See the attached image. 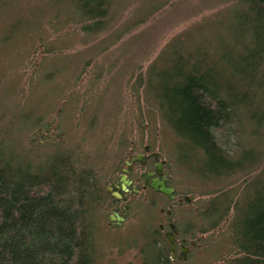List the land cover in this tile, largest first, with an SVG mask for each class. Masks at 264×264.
<instances>
[{"label": "trees", "instance_id": "obj_1", "mask_svg": "<svg viewBox=\"0 0 264 264\" xmlns=\"http://www.w3.org/2000/svg\"><path fill=\"white\" fill-rule=\"evenodd\" d=\"M133 1L0 0V43L38 37L45 52H60L68 40L47 43V32L75 25L72 41L96 36ZM148 2L133 25L167 0ZM60 69L49 66L43 79ZM144 92L176 136L181 163L216 185L238 177L233 188L217 185L199 212L201 233L226 225L234 254L221 264H264V0H230L169 41L144 74ZM41 118L20 110L0 124V264H103L98 237L112 199L104 167L79 141L64 143L58 127L55 144L14 138L44 127ZM142 240V264H176L158 228Z\"/></svg>", "mask_w": 264, "mask_h": 264}, {"label": "rangeland", "instance_id": "obj_2", "mask_svg": "<svg viewBox=\"0 0 264 264\" xmlns=\"http://www.w3.org/2000/svg\"><path fill=\"white\" fill-rule=\"evenodd\" d=\"M148 1L135 0L124 6L109 28L96 36L83 38L78 33L72 41L75 25L47 32V43L60 38L68 40L69 44L60 52H45L38 37L16 38L6 46L0 43V124L5 126V121L20 110L31 109L42 117L40 122L45 129L40 124L28 132L18 129L13 135L15 139L26 146L55 144L60 141V128L64 143L79 141L83 155L97 158L98 170L104 167L100 171L107 181L117 177L120 142L125 157L131 146L137 152L149 144L164 160V172L170 175L178 196L191 198L189 205L173 206L172 216L183 232L194 229L197 245L185 261H172L221 264L234 254L226 225L221 223L201 233L199 212L216 194L217 185L233 188L239 183L238 177L216 185L199 179L178 160L177 138L145 94L144 74L169 41L218 11L224 12L230 0H167L141 23L133 25L132 20L146 12L143 4H150ZM54 64H60L61 69L53 70L49 79L44 80V71ZM139 75L142 83L138 86ZM258 148L264 151V141H258ZM133 172L134 177L138 176V166ZM156 197V207L149 216L138 198L130 202L120 225L108 226L104 220L98 237L103 264H142L139 248L143 233L157 229L159 207H170L172 203L164 196ZM161 235L165 238L163 232Z\"/></svg>", "mask_w": 264, "mask_h": 264}, {"label": "flooded vegetation", "instance_id": "obj_3", "mask_svg": "<svg viewBox=\"0 0 264 264\" xmlns=\"http://www.w3.org/2000/svg\"><path fill=\"white\" fill-rule=\"evenodd\" d=\"M126 161H128L129 164H126ZM135 166L139 168L138 176L136 177H134L133 172ZM123 170H126V178L131 182L128 185L126 184L127 190L122 189L123 181L121 175L124 174ZM153 178L159 180L164 178L165 185L173 187V197L154 190L149 185ZM139 179L142 184H139ZM109 188L111 189L109 190ZM106 190L109 192L110 196H112L111 205L108 208L106 217V224L108 226H118L125 220L130 202L134 199H141L143 202L141 204L146 208L147 216H149L150 211L152 212V208L156 207V194L172 200L170 207H159L158 212L160 216L157 222V228L160 232H163L164 237L170 245L169 254L171 259L175 258L181 261L187 259V255L190 253L191 248L197 245L194 236L195 231L192 229L190 233H186L180 229L181 227L178 225L177 219L172 216V207H180L183 203L189 205L191 203V198L188 195L178 196L175 187L170 183V175L164 172V160L159 158L158 152L151 150L149 144H144L137 152L133 151L132 146L130 147L129 153L117 170L116 179L106 182ZM112 191L118 192L120 196L115 197ZM116 214L122 217V220H118ZM170 236L172 237L174 249H171V243L169 241Z\"/></svg>", "mask_w": 264, "mask_h": 264}, {"label": "water", "instance_id": "obj_4", "mask_svg": "<svg viewBox=\"0 0 264 264\" xmlns=\"http://www.w3.org/2000/svg\"><path fill=\"white\" fill-rule=\"evenodd\" d=\"M126 164H129L128 161L125 162ZM124 171V174L121 175V179L123 181V185H122V189L123 190H127V186L126 184H130L131 182L129 180H127L126 178V175H125V172L126 170H123ZM149 185L156 191L158 192H161L163 194H167L169 195L170 197H173L172 195V191H173V187L171 186H166L165 183H164V178L162 180H159L157 178H153V180L149 183ZM111 188H109L110 190ZM135 190V189H134ZM136 191V190H135ZM112 194L115 196V197H119V193L116 192V191H112ZM116 217L118 220H122V217H120L118 214H116ZM169 241L171 243V249H174V244L172 242V237L170 236L169 237Z\"/></svg>", "mask_w": 264, "mask_h": 264}]
</instances>
